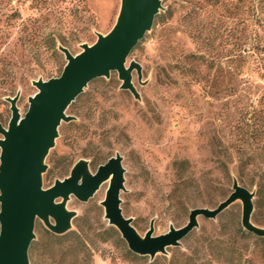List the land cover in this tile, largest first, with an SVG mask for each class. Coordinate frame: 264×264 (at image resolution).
Here are the masks:
<instances>
[{
	"label": "rangeland",
	"instance_id": "1",
	"mask_svg": "<svg viewBox=\"0 0 264 264\" xmlns=\"http://www.w3.org/2000/svg\"><path fill=\"white\" fill-rule=\"evenodd\" d=\"M236 2L162 0L159 15L167 16L127 61L141 65V76L133 72L137 96L121 88L117 71L90 82L67 109L71 121L61 124L45 159L44 188L69 177L80 162L95 174L120 155L126 188L121 208L142 237L152 222L155 235H162L185 226L192 209L217 207L235 181L253 194L251 219L264 229V78L253 58L241 60L238 46L248 35L244 54L253 55L256 34L264 37V16L241 13ZM121 7L122 0H0V123L8 128L14 98L25 115L38 92L34 82L61 76L67 63L61 47L82 53L111 32ZM109 184L88 202L75 196L66 202L75 213L67 233L76 231L80 239L54 238L55 221L37 220L31 264H158V258L168 261L199 247L220 222L243 226L238 200L215 220L199 218L179 247L154 259H132L105 217ZM244 244L264 250L253 241ZM255 261L264 264L260 256Z\"/></svg>",
	"mask_w": 264,
	"mask_h": 264
},
{
	"label": "water",
	"instance_id": "2",
	"mask_svg": "<svg viewBox=\"0 0 264 264\" xmlns=\"http://www.w3.org/2000/svg\"><path fill=\"white\" fill-rule=\"evenodd\" d=\"M162 9V0H122L116 25L98 41L84 46V51L73 55L61 47L67 63L60 77L38 80V92L29 99L24 116L18 107V98L11 100L12 117L8 128L0 123V264H31L30 248L35 240L38 219L55 224L50 230L66 234L75 217L66 206L72 196L88 202L101 186L110 181L105 200L106 219L116 227L129 249L140 256L154 259L166 254L168 248L179 247L182 241L199 226V218L217 219L236 201L243 202L242 225L245 230L264 238V229L252 222L253 194L237 181L233 192L213 209L194 208L187 224L171 227L162 235H155V223L142 237L125 217L121 208V193L125 191V168L120 155L110 158L95 174L83 161L76 164L69 177L57 180L50 188L43 186L45 159L54 145L63 122L71 121L67 109L93 80L109 77L117 71L123 81L122 89L137 96L133 72L141 76V65L128 58L155 24ZM62 200V201H58Z\"/></svg>",
	"mask_w": 264,
	"mask_h": 264
},
{
	"label": "trees",
	"instance_id": "3",
	"mask_svg": "<svg viewBox=\"0 0 264 264\" xmlns=\"http://www.w3.org/2000/svg\"><path fill=\"white\" fill-rule=\"evenodd\" d=\"M190 5H194L196 0H183ZM207 3L216 5H233L235 0H204ZM196 6V5H194ZM235 8L238 9L241 13L249 14L253 13L258 18L264 16V0H237ZM166 15H158L155 20V25H159L163 22V19ZM249 40V36L243 34L240 37L238 46L240 50V56L242 61H248L249 58H253V64L256 65V71L258 74L264 78V72H262L264 63V37L260 34H256L254 39V48L252 50L253 55H245L244 50L245 46ZM256 56V57H255ZM204 58V57H202ZM255 60V61H254ZM212 64L216 63V59L213 58L210 60ZM246 166H253L254 163H244ZM219 231L214 235L201 237V244L199 247L194 249H188L187 251L181 253L180 257L173 256L167 261V258H158V264H256L257 256H260L264 259V250H257L258 246H255V249L250 250L248 244H244L248 241H253L254 245L261 244L264 248V238L258 237L253 233L244 229L240 223H234L230 221L228 223L220 222L217 225ZM110 230L114 234H118L117 229L111 227ZM54 238H67L69 236H74L78 239L81 238L80 234L76 231L66 233L61 237L55 234H51ZM85 239H82L83 246L85 245ZM35 250V244L31 246L30 253ZM201 253L205 255V260L202 259ZM127 254L132 259H144L146 257L139 256L133 253L131 250L127 249ZM164 261V263H162ZM202 261V262H200ZM204 261V262H203ZM206 261V262H205ZM151 264H157L156 261Z\"/></svg>",
	"mask_w": 264,
	"mask_h": 264
}]
</instances>
